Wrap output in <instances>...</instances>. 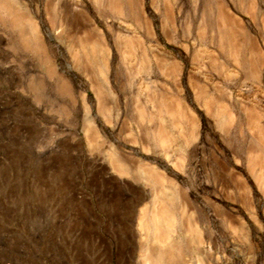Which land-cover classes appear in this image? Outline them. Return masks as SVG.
<instances>
[{"label": "rangeland", "instance_id": "1", "mask_svg": "<svg viewBox=\"0 0 264 264\" xmlns=\"http://www.w3.org/2000/svg\"><path fill=\"white\" fill-rule=\"evenodd\" d=\"M99 139L190 203L154 264H264V0H0V264H145Z\"/></svg>", "mask_w": 264, "mask_h": 264}, {"label": "bare ground", "instance_id": "2", "mask_svg": "<svg viewBox=\"0 0 264 264\" xmlns=\"http://www.w3.org/2000/svg\"><path fill=\"white\" fill-rule=\"evenodd\" d=\"M92 118V115L85 117L86 123L88 126L90 125L89 128L92 125ZM89 144L91 153L98 156L102 163L108 166L110 174L117 176L121 184H124L128 179H133L149 190L148 201L139 208L137 220L142 261L145 264H154L157 259H163L169 253L171 255V252L177 248L176 240L179 242L182 235L179 233L175 235L173 232L172 234L171 232L168 233L169 226L176 224L180 220L178 213L180 212L183 217L187 211V206L190 205L186 198L183 197V189L162 170L164 165L159 167L152 159H149L150 161L144 159L143 155L146 156L152 153V149L147 145H142L139 149L135 145H131L130 148L136 155L129 156L121 151H115L111 147H103L102 139ZM138 151L141 156H137ZM160 154L167 165H171L175 172H179L169 160L170 152L167 149ZM178 207H180V211ZM191 226L197 232V237L201 240L204 238L208 239L206 234L209 226L207 224L200 225L196 220Z\"/></svg>", "mask_w": 264, "mask_h": 264}, {"label": "crops", "instance_id": "3", "mask_svg": "<svg viewBox=\"0 0 264 264\" xmlns=\"http://www.w3.org/2000/svg\"><path fill=\"white\" fill-rule=\"evenodd\" d=\"M134 238V236H132ZM134 241V240H133Z\"/></svg>", "mask_w": 264, "mask_h": 264}]
</instances>
